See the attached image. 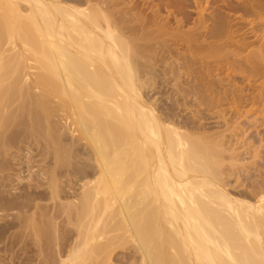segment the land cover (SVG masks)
<instances>
[{"label":"bare ground","instance_id":"6f19581e","mask_svg":"<svg viewBox=\"0 0 264 264\" xmlns=\"http://www.w3.org/2000/svg\"><path fill=\"white\" fill-rule=\"evenodd\" d=\"M253 45L227 72L264 78V0H0V264H264V171L234 186L226 136L144 95L161 76L264 112V80L243 95L193 68Z\"/></svg>","mask_w":264,"mask_h":264},{"label":"rangeland","instance_id":"374dc122","mask_svg":"<svg viewBox=\"0 0 264 264\" xmlns=\"http://www.w3.org/2000/svg\"><path fill=\"white\" fill-rule=\"evenodd\" d=\"M231 15L235 18L237 17V16H234L235 14L233 15L231 13ZM196 16H197V14L194 15V20L192 23H190V26L193 25ZM180 47L181 46H179L178 48L176 47V48L179 49L178 51L183 52L184 49L180 48ZM254 47L257 48L256 45L255 46L253 45L247 51H244L242 53L240 51H238L239 49L237 50V48H235V46L226 47V50L224 49V51H223V49L217 50L215 52L212 51L207 55V57L209 56L208 58L205 56L206 58L204 57L205 58L204 60H203V58L201 60L199 59L200 60L199 63L201 61H205V62H203V63L201 62L200 63L201 65L197 63V66L195 67V65H194L193 68L195 69L198 67L199 70L204 72V74L207 73L206 75H203L205 78L207 75L209 76V75L214 74L213 76H209V78L207 77L208 80L204 79V82H207L210 79H213V81L216 82L215 85H218V86H216V88L219 90L220 89L221 90L226 89L227 91L239 90V92H241V94H243V95L250 93L251 91H253V89L257 92L258 90L256 88V86H257L256 84H258V86H259L261 84L260 82H263V80H264L263 76H258L256 78H252L249 80L248 77H249L250 73L248 72V69H246L245 65H244V67H241L243 65L237 66L236 68H234L236 71L234 69H231V71L228 70L231 73L230 74L231 77L228 75L229 72H227V70H226V68H227L226 66H228L229 63L231 64V62H233V61L235 63V60H238V61L242 60L241 56L245 57L250 52V50H255ZM227 48H230V49H227ZM251 48H253V49H251ZM219 52L221 53L220 55H219ZM238 52H240L241 55ZM227 54H228V56H227ZM233 54H236V55H233ZM199 57H201V56H199ZM215 59H218V60L216 61ZM225 59H227V60H225ZM222 60H223V62H222ZM228 60H229V63H228ZM216 62H217V64H216ZM202 66H203V68H205L204 69L205 71L203 70ZM215 67H217L218 69L217 68L215 69ZM206 69H208V70H206ZM199 70L197 69V71H199ZM246 70H247V72H246ZM185 72H187V71L184 70L181 75L182 76L185 75L184 78L186 79V77L188 78V74H186ZM155 73L159 74V72L157 70ZM246 73H249V74H246ZM227 76H229V77H227ZM157 77H156L157 83L155 85L156 87L154 86L153 87L154 89H152V91L148 90L147 91L148 93L145 91L144 92V95H146L145 98L148 97L147 99L150 100V103H152L154 106H156L157 109H160L165 113L173 112L174 116L176 115V117L180 118L183 122H186L190 125L189 130L190 129L192 131L194 130V132L196 131V133L198 131H200L199 133H202V132L207 133L209 131L211 135L213 132H214L213 134H218L215 132H220V134H224V136H226L227 141L230 142L229 143L230 151L227 152L226 155L231 156L234 154L235 156H237L236 160L237 161L239 160L238 163L236 162V164L234 165V167L232 169L233 171H237L236 175L231 176V180H232V183L234 186H241L240 188L239 187L238 188L244 189L246 183H248L251 180L257 179L258 177L254 175V173H255L254 171H258V169H259V171H264V118H262V117H264V115H263L264 112H261L262 114L256 113V112H259V110L262 107L260 106L261 108L259 110L257 108L258 105H255V107L253 106L252 109H251V105L247 106L248 108L245 106H243V107L242 106H239V107L236 106L235 107V105H233V103H229L230 100L222 101L221 103L218 102L216 105H209L208 103L204 104L205 102L202 101V98L201 97L198 98L197 96H199V95L195 94L194 92H192L193 94L190 92V94L187 95L189 97H187V98L185 97V99L183 98L184 100L181 98V100H180V98H177L180 95H177V93H175L174 90H171L173 86L171 85L172 86L171 87L170 84H168L170 87L169 86L167 87V83L165 86L164 85L165 84L164 78L161 76H157ZM161 78H163V80H161ZM216 79H218V81ZM235 80H236V82H235ZM255 80H257V81H255ZM237 81H239V82H237ZM258 81H260V82H258ZM159 82H161V83H159ZM240 82H241V84H240ZM256 82H258V83H256ZM237 83L239 86L237 85ZM160 85L162 86V88L160 87ZM215 85H214V87H215ZM228 85H229V88H228ZM240 89H241V91H240ZM173 95H174V97H173ZM171 97H173V98H171ZM177 99H178V101L180 100L179 103H178ZM175 100H176V102H175ZM229 104H231L232 107ZM253 108L255 109L256 112H254ZM175 112L178 113V115ZM221 112H223V113H221ZM209 132H208V134H209ZM36 154H37V152L33 153L32 157L34 160L39 159L38 157H34V156H36ZM2 159L3 158H1V160H0V165L3 164ZM4 163H5V161H4ZM30 163H32V164H30V167L36 165V163L33 162L32 160ZM226 164H229V163H226ZM50 167H53V164L50 165ZM50 167L48 166V168H50ZM249 176H251V177H249ZM11 212H13V211H11ZM62 220L63 219H61L60 221H62ZM64 223H65V225H63ZM67 223H68V221L61 223L62 225L60 226V230H61V227H64V226L65 227L62 228V230L60 231V234L62 235V239H63V237H65L64 239L67 238L68 240H70V239L71 240L70 241H68L67 239L64 240L65 243L66 242H68V243L64 244L65 246L64 245L61 246L62 247L61 249H66L69 251L68 248L70 247V245H72V242L75 241V239H76V234H75L76 231H74L75 226L72 223L70 224V226L68 225L69 223L68 224ZM66 227H67V229L70 228V230L72 232L70 231V233H67L68 230L66 232H64L63 230ZM64 234L67 235L68 237L65 236ZM62 239H60V241ZM64 241L62 242V244L64 243ZM67 244H69V245H67ZM50 246L52 247L54 245L51 244ZM50 246L48 247V245H47L46 246L47 249H49ZM50 249L49 250L52 251L53 247ZM66 250H64V252ZM68 251H66V252H68ZM47 252H48V250H47ZM37 255H38V253L33 252V253H31V255L29 254L28 256L29 257L31 256L32 258H34ZM134 262L135 261H134L133 257H131V255L128 254V255L123 256V257L122 256L121 257L115 256L114 259L110 262V264H135ZM0 263H1V261H0ZM31 263L34 264L33 261H28V264H31ZM6 264H7V262H6Z\"/></svg>","mask_w":264,"mask_h":264}]
</instances>
